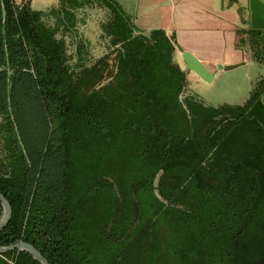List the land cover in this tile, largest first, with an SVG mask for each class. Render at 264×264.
I'll return each mask as SVG.
<instances>
[{"label":"trees","instance_id":"16d2710c","mask_svg":"<svg viewBox=\"0 0 264 264\" xmlns=\"http://www.w3.org/2000/svg\"><path fill=\"white\" fill-rule=\"evenodd\" d=\"M30 2L0 0V246L48 264H264V76L243 105L208 106L185 94L174 37L118 1ZM90 8L107 12L93 61ZM245 34L264 64V31Z\"/></svg>","mask_w":264,"mask_h":264},{"label":"crops","instance_id":"0c3cea01","mask_svg":"<svg viewBox=\"0 0 264 264\" xmlns=\"http://www.w3.org/2000/svg\"><path fill=\"white\" fill-rule=\"evenodd\" d=\"M142 32L163 30L176 44L174 60L187 76L182 54L188 52L214 75L217 66L247 63L250 0H116ZM264 3V0H260ZM238 31L242 34L238 35ZM243 39L244 46L240 44ZM213 78V79H214Z\"/></svg>","mask_w":264,"mask_h":264},{"label":"rangeland","instance_id":"374dc122","mask_svg":"<svg viewBox=\"0 0 264 264\" xmlns=\"http://www.w3.org/2000/svg\"><path fill=\"white\" fill-rule=\"evenodd\" d=\"M58 2L59 0H31L30 8L45 12L56 7ZM126 14L134 21L130 12ZM106 17V11L96 8H90L84 14L80 32L82 39L88 43V61H93L106 51V43L100 38V25ZM245 39L248 40V37ZM241 41V46H244V43L246 46L247 63L234 70L217 74L209 83L189 74L185 94L212 107L243 105L249 98L251 88L264 76V64L254 61L247 41ZM68 51L73 55V47H69Z\"/></svg>","mask_w":264,"mask_h":264},{"label":"water","instance_id":"95a60500","mask_svg":"<svg viewBox=\"0 0 264 264\" xmlns=\"http://www.w3.org/2000/svg\"><path fill=\"white\" fill-rule=\"evenodd\" d=\"M250 9V28L253 30H260L262 33L264 31V3L260 0H250L249 1ZM261 58L264 59V50L261 52ZM182 59L184 61L185 69L194 73L198 78L204 82H211L214 78V75L210 73L202 63L197 60L192 54L185 52L182 54ZM245 63H238L230 66L218 65V71H230L234 70L240 66H243ZM261 103L264 105V95L261 97ZM0 203L3 208V215L0 218V231L5 228L12 215L11 206L5 197L0 194ZM10 251H24L29 253L34 260L39 264H48L39 251H37L32 245L24 242H19L8 247L0 246V255Z\"/></svg>","mask_w":264,"mask_h":264}]
</instances>
